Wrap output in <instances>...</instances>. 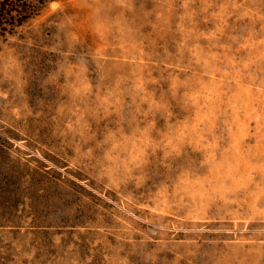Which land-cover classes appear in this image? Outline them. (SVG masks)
I'll return each instance as SVG.
<instances>
[{
	"label": "rangeland",
	"instance_id": "374dc122",
	"mask_svg": "<svg viewBox=\"0 0 264 264\" xmlns=\"http://www.w3.org/2000/svg\"><path fill=\"white\" fill-rule=\"evenodd\" d=\"M11 1L0 264H264V0Z\"/></svg>",
	"mask_w": 264,
	"mask_h": 264
},
{
	"label": "trees",
	"instance_id": "16d2710c",
	"mask_svg": "<svg viewBox=\"0 0 264 264\" xmlns=\"http://www.w3.org/2000/svg\"><path fill=\"white\" fill-rule=\"evenodd\" d=\"M11 0H1L0 1V27L2 25H5L6 21L10 19L12 22V25L15 24V14L18 13L19 15H22L21 10L18 9V5L12 3ZM15 7V8H14ZM22 9V8H20ZM22 20H18L17 22H21Z\"/></svg>",
	"mask_w": 264,
	"mask_h": 264
}]
</instances>
